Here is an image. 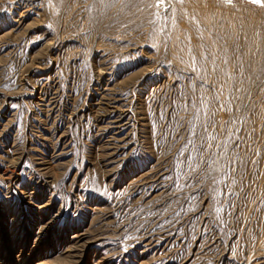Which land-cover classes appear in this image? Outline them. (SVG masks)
I'll return each mask as SVG.
<instances>
[{"label": "rangeland", "instance_id": "374dc122", "mask_svg": "<svg viewBox=\"0 0 264 264\" xmlns=\"http://www.w3.org/2000/svg\"><path fill=\"white\" fill-rule=\"evenodd\" d=\"M0 264H264V6L0 0Z\"/></svg>", "mask_w": 264, "mask_h": 264}, {"label": "snow or ice", "instance_id": "6c2138e0", "mask_svg": "<svg viewBox=\"0 0 264 264\" xmlns=\"http://www.w3.org/2000/svg\"><path fill=\"white\" fill-rule=\"evenodd\" d=\"M225 3H231V0H224ZM252 3L260 4L261 6H264V0H250Z\"/></svg>", "mask_w": 264, "mask_h": 264}]
</instances>
